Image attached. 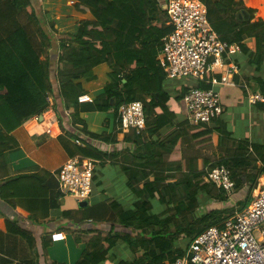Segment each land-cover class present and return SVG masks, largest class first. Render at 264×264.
Wrapping results in <instances>:
<instances>
[{"label":"trees","instance_id":"trees-1","mask_svg":"<svg viewBox=\"0 0 264 264\" xmlns=\"http://www.w3.org/2000/svg\"><path fill=\"white\" fill-rule=\"evenodd\" d=\"M68 1L69 8L86 18L76 23L75 31L69 35L70 41L61 43L56 62L50 58L49 51L54 46L55 35L60 31L56 25L46 22L41 12L43 1L0 0V8L5 7L4 10L0 9V137L42 116L49 107H56V96L66 111L74 110L70 115V125L75 129L84 124L80 119L81 104L78 102L81 95H89L92 98L90 109L100 113L110 110L117 113L123 104L142 102L146 127L142 137H136V141L141 143L148 155L146 159L139 157L140 162L144 160V163L139 167L136 165L137 171H126L134 193L138 197H148L137 201L129 210L111 202L112 216L108 220L109 231L106 235L95 229L75 235L76 243L85 245L76 264H105L118 243L125 244L134 259L132 263L127 259L119 260L118 264H172L177 256L185 253L196 236L211 227H222L235 212L247 209L248 205L241 204L242 207L233 210L227 219L224 217L228 212L226 210H212L194 219L202 191L216 201L223 202L229 198L208 179V172L218 165L227 166L235 181V192L248 186L251 202V193L264 174V146H249L245 142L237 146V154L232 158L221 160L207 170L198 168L191 172L182 182L185 195L178 198L176 184L170 182V172L180 168L187 171V167L176 163L174 170L168 166L164 159L166 146L152 140L154 136L160 140L159 132L176 119L167 106L173 98L167 89V72L157 60L163 38L172 30L166 11L159 0ZM201 1L207 7L210 25L224 42L238 44L242 53H248L250 50L244 44V39H252L253 49L249 54L252 64L259 68L264 58V9L253 6L252 0L247 4L242 0ZM20 14L27 18L29 30L25 25L16 24V16ZM73 18L75 22L76 18ZM6 20H12L14 25L4 27L2 24ZM215 75L220 77L221 72ZM83 82H100L103 86L86 89ZM180 85L182 89L176 97L178 101L183 100L189 90L185 84ZM197 88L208 90L212 86L199 82ZM55 109L58 110L57 107ZM182 124L188 125L186 121ZM191 127L200 129L202 137L218 135L219 145H223L227 137L205 124ZM6 153L0 150V157ZM79 155L97 160L107 157L89 147H80ZM49 177L50 174L45 171L12 177L0 184V201H17L21 209L27 212L25 207H28L36 215L40 205L48 208L45 183ZM158 196L161 204L169 200L168 209L160 216L151 214L156 208L153 201ZM3 218L7 232L22 238L38 259L23 264H39L40 258L46 264H65L48 261V248L61 241L56 236L58 232L52 234L50 239L44 237L38 248L30 231L7 216ZM119 228L124 232L118 234ZM182 240L187 241L185 246H180Z\"/></svg>","mask_w":264,"mask_h":264},{"label":"crops","instance_id":"crops-1","mask_svg":"<svg viewBox=\"0 0 264 264\" xmlns=\"http://www.w3.org/2000/svg\"><path fill=\"white\" fill-rule=\"evenodd\" d=\"M242 1L247 4L251 0ZM59 3L62 8L68 9L70 6L68 0H52L49 2L43 0L42 2V4L49 6L48 8ZM251 3L259 9H264V0H252ZM78 15L75 17V22L71 21L72 24L69 28L73 29H69L70 33L75 31L78 21L86 18L83 14L79 13ZM62 20L61 22L58 21V26L64 24L65 20ZM244 44L252 51V39L245 38ZM250 51L235 57V62L239 63L240 68L239 75L235 77V83L216 88L220 92L223 114L208 127L219 130L222 135H227L223 140V145H219L220 137L212 134L217 146L224 147L226 145L224 148L229 152L227 159L236 155L237 146L243 145L245 142L249 146H264V104L261 102L252 104L249 99L250 95L257 93L264 97V58L258 68L255 64H252ZM170 82L173 89L169 88L168 90L171 91L173 98L176 100L182 88L180 84L176 83L177 81L171 80ZM186 82L183 83L185 86L190 84L189 81ZM83 85L86 89L103 86L100 82H83ZM167 85L170 84L167 83ZM172 99L167 106L176 117L174 120L176 127H180L179 125H182L183 122H187L185 104L181 100V103L184 104V110L181 112L178 104V107H174ZM55 100L58 110L55 109L56 107H49L38 119L34 118L13 133L1 135L0 137V150L7 152L5 156L0 157V184L12 177L34 174L37 171H45L50 174L45 183L48 188V208L45 205H40L36 215H33L28 207H25L27 212L21 209V205L17 201L11 203L0 201V264H23L35 259L38 261L22 238L7 232L3 216H7L10 220L16 221L20 227L30 231L37 241L38 248L41 246L44 237L50 239L52 234L61 233L63 240L52 244L55 246V251L48 256V261L76 264L85 249V245L73 241L75 235H81L82 231L88 229L100 230L107 225L109 226L108 220L112 216L111 202L114 201L129 210L133 208L137 201L148 197L147 195L138 197L134 193L129 186V174L126 171V169H135V162L140 158L146 159L148 155L146 149L140 145L141 143L138 144L133 134L125 133L122 130L117 113L114 110L107 113L93 112L89 103H80V119L84 124L79 125V127L84 130L85 135L90 139V143L87 141L84 143L86 147L95 149L107 157L102 160L94 159L96 169L92 194L89 199L77 200L73 197L63 196L59 192L56 173L66 161L79 155L80 147L75 142L78 138L74 135L76 130L70 125L69 116L74 110L66 111L58 96L55 97ZM176 101L178 102V100ZM158 113H161V111H158ZM187 124L191 127L188 122ZM90 128L98 131L99 134H94L90 131ZM48 129L51 131V135L46 133ZM96 135L102 137L95 138ZM152 140L156 142L158 138L154 136ZM164 159L167 161L168 166L174 162L185 166L187 165L186 162L190 161L181 157V151H176V160L174 154L167 155ZM142 163H144V160H141ZM198 164V168H205L206 170L213 165L210 164L208 159L204 162L199 161ZM260 166L261 164H259ZM172 173L174 172H170V174ZM172 175L174 176V174ZM255 191H257V188L252 191L251 199ZM232 196L229 197L228 206L235 207L237 203L232 199ZM63 243H65L68 253L67 259L60 257L57 252L58 248L56 246L61 247ZM133 260L131 257L128 262L132 263ZM39 264L46 263L40 258Z\"/></svg>","mask_w":264,"mask_h":264},{"label":"built area","instance_id":"built-area-1","mask_svg":"<svg viewBox=\"0 0 264 264\" xmlns=\"http://www.w3.org/2000/svg\"><path fill=\"white\" fill-rule=\"evenodd\" d=\"M163 9L172 30L163 38L157 60L169 80L190 83L183 97L187 122L192 126L212 125L223 114L216 88L235 83L240 71L235 57L242 53L241 46L220 38L210 25L207 7L201 0H167ZM216 72H221L220 77ZM199 82L209 83L212 88L199 89ZM249 99L252 104H264L260 93L250 95ZM78 102L92 103V98L81 95ZM117 117L125 133L142 137L146 127L142 102L123 104ZM75 130L76 144L85 148L84 142L90 143V139L80 127ZM46 133L51 135L49 129ZM95 163L94 159L80 155L66 161L56 173L59 192L77 200L89 199ZM208 179L229 197L235 193V181L227 166L213 168L208 172ZM56 236L63 240L61 233ZM172 264H264V174L258 179L257 191L246 210L236 212L222 227H211L196 236Z\"/></svg>","mask_w":264,"mask_h":264},{"label":"rangeland","instance_id":"rangeland-1","mask_svg":"<svg viewBox=\"0 0 264 264\" xmlns=\"http://www.w3.org/2000/svg\"><path fill=\"white\" fill-rule=\"evenodd\" d=\"M159 1L162 4V6L165 4V0H159ZM59 4H54L53 6H50V8H48L49 6H46L44 4L41 5V12H42L46 22L56 25V27L60 30V34L55 35L53 48H51L49 51L50 58L53 61L55 59L56 62H57L58 55L60 52L61 43L65 42L67 44V41H70L68 39H69V35H71L72 32L70 33L69 29H73V28H69V26L71 27L70 24H72L71 20L74 21L75 19L73 17L79 16L78 15L79 13L77 14V12H75L72 8L71 9L70 8H68V9L62 8L61 4L60 5ZM4 8H5L4 6H1L0 9L4 10ZM51 13H54V14H51ZM61 19L65 20V22L63 25L58 26V21L61 22ZM16 21L18 22L16 24L25 25L27 27L28 22H27V18L24 16V14H20V15L16 16ZM13 23L14 22L12 20H6L5 24H2V25L4 27L6 25V27L8 28L9 26L14 25ZM27 29L29 30L28 27H27ZM1 31L2 30H0V32ZM56 67H57V63H55V65H54L55 71H56ZM170 81L171 80L167 81V83L170 84V85H167V89H169V88L173 89L172 83ZM176 83L177 84H183V83H187V82L185 80H181V81H177ZM172 100L174 102V104H173L174 107L176 108L179 105V109L182 112L184 110V104L181 103L182 101L180 100V101H178L179 102L178 103L174 98ZM179 126L180 127H178V126L176 127L175 123L166 125L159 132L160 140L158 139L157 141H158V143H162L163 145L166 146V148H165L166 156L170 155V154H174L175 160H176V151L177 152L181 151V157H184L186 160H190L189 162L187 161L186 162L187 165H185L187 167V171H185V168H183V170H182V168H180L178 171L172 173V174H174V176L172 175L173 177L170 178L171 179L170 182L176 184L177 197L178 196L183 197L185 195V190L183 188L182 182L186 181V179L189 177L191 172L198 170V165H199L198 162L199 161L204 162L205 160L208 159L210 164H217L218 162H220V160L227 159L229 157L228 156L229 152L227 151L226 148H224V147H226V145H224V147L217 146L214 142V138L212 135H206V136L204 135L202 137L200 135L201 130L198 128H193V127H190L186 124L185 125L182 124ZM90 131L93 132L94 134H99L98 131H94L91 128H90ZM100 137H102V136H100ZM230 156H231V154H230ZM176 163H178V162L170 163L169 166H172L174 168L176 166ZM140 164H141L140 160L135 162V166L137 165V167H139ZM95 169H96V167H95ZM174 170H176V168H174ZM135 171H137V170L134 169V172ZM138 176L140 177V175H138ZM245 181H246V179H245ZM139 183H141V179H139ZM257 183H258V181H257ZM257 185L258 184L255 185L256 188H258ZM249 192H250V190H249L248 186H246L242 190H237L234 194H232L233 195L232 199L237 203V205L235 207H230V205L228 206L230 198L225 199L223 202L218 201V200L216 201V200L208 197V195H206V193L202 191L201 193H199L200 206L198 207L196 213L193 215V218L194 219L198 218V217H200V215L206 214L207 211L210 212L214 208L213 210H216V211H221V210L226 209L225 212H227V211L228 212L226 214H224V217L227 219L230 217L227 215L230 213H233L232 211L234 209L236 210L237 208H239L241 206V204L244 206L245 205L249 206V204H250L249 203V194H250ZM158 198H159V196L156 197V199L153 201V203L156 205V208L153 211H151V214H159V216H160L168 209V201H169L168 199L169 198L167 199L168 201L166 204L159 203ZM215 203H216V205H215ZM224 206H225V208H224ZM229 210H231V212ZM219 219H220V217H219ZM100 231H102V233H104V235H106L109 231V226L107 225V226L103 227L102 229H100ZM122 231L123 230L119 228V231H117V233L121 234ZM75 239L76 238H74L73 241L76 242ZM186 243H187L186 240H182L181 243H179V244H181L180 246H185ZM58 246L59 245H57L56 248H58L57 252L60 255V257L67 259L68 253H67L66 248H65V243H63V246H61V247H58ZM54 247H55L54 245H51L48 248L49 251L48 250L47 251L50 252L48 254V256L53 254V252L55 251ZM130 258H131V256L128 253V249L125 247V244L118 243L117 246L112 251V255L109 257V260L107 261L106 264H118L119 260L121 261L124 259H127V261H130Z\"/></svg>","mask_w":264,"mask_h":264}]
</instances>
